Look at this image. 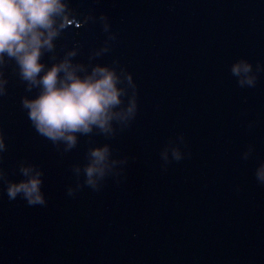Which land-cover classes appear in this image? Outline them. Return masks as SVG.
Instances as JSON below:
<instances>
[{"label":"water","instance_id":"1","mask_svg":"<svg viewBox=\"0 0 264 264\" xmlns=\"http://www.w3.org/2000/svg\"><path fill=\"white\" fill-rule=\"evenodd\" d=\"M63 3L44 70L73 51L112 67L135 110L69 149L36 131L23 101L39 86L0 58V264H264V0ZM21 165L41 171L44 205L8 198Z\"/></svg>","mask_w":264,"mask_h":264},{"label":"clouds","instance_id":"2","mask_svg":"<svg viewBox=\"0 0 264 264\" xmlns=\"http://www.w3.org/2000/svg\"><path fill=\"white\" fill-rule=\"evenodd\" d=\"M63 0H0V58L6 53L17 61L22 78L31 85L39 86V93L33 99H24L23 105L29 110V119L36 131L57 142L63 140L69 149L77 144V133L89 134L93 128L108 132L114 119L134 114L135 101L127 109H120L124 91L118 87L120 77L114 68L107 65L92 67L87 71L83 64H74L69 52L59 62L45 71L41 62L42 50L54 48L53 39L65 27L67 17L56 26L57 17L64 12ZM251 64L238 61L233 65L234 74L248 73ZM43 72V75L41 73ZM129 81L131 77H128ZM254 82L248 77V83ZM243 83V81H241ZM5 149L0 137V151ZM108 148L95 147L90 150L91 162L86 166V183L95 188L94 174L104 173V162ZM179 159V156H177ZM32 165H21L23 178L7 182L10 200L22 196L29 206L44 205L41 192L42 174ZM4 173L0 170V177ZM264 182V167L257 172ZM69 194H72L69 189Z\"/></svg>","mask_w":264,"mask_h":264}]
</instances>
